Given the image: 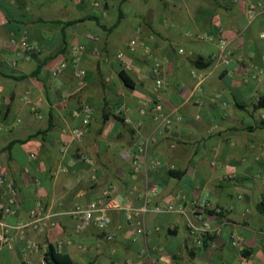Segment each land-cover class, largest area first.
Here are the masks:
<instances>
[{
	"label": "crops",
	"instance_id": "crops-1",
	"mask_svg": "<svg viewBox=\"0 0 264 264\" xmlns=\"http://www.w3.org/2000/svg\"><path fill=\"white\" fill-rule=\"evenodd\" d=\"M94 2L0 0V171L13 183L19 205L15 216L0 219L10 226L28 222L41 204L56 223L42 232L27 229L25 238L13 232L12 248L0 243V264H28V239L52 245L73 264H264V82L243 78L264 69V16L250 24L235 0ZM136 39L149 54L141 46L129 50ZM220 40L233 52L229 65L212 59ZM24 41L40 52L28 57ZM74 46L84 47L78 67L72 65ZM153 58L162 63L161 88ZM62 62L66 70L54 76ZM79 69L86 71L82 79ZM194 72L207 75L200 92ZM27 92L42 118L32 102L22 101ZM84 105L94 111L90 130L62 154L64 131L82 125L76 112ZM156 105L173 118L171 126H161ZM109 187L117 201L149 211L129 221L125 209L112 210L107 229L93 225L76 234L69 212ZM8 193L0 185V200ZM199 199L212 211L224 210L205 217L221 231L199 245L187 216L154 211ZM109 234L112 241L105 239ZM235 237L243 240L244 253L233 246ZM41 257L32 253L31 264H42ZM45 264L52 263L45 257Z\"/></svg>",
	"mask_w": 264,
	"mask_h": 264
},
{
	"label": "built area",
	"instance_id": "built-area-1",
	"mask_svg": "<svg viewBox=\"0 0 264 264\" xmlns=\"http://www.w3.org/2000/svg\"><path fill=\"white\" fill-rule=\"evenodd\" d=\"M236 2L242 3L245 7V13L248 18V22L251 24L253 21L258 19L259 17L264 16V0H235ZM95 5L100 6L102 0H95ZM90 39H96V37L92 34L87 35ZM261 39L264 40V31H262L259 35ZM200 40H207L209 37L207 35H199ZM25 51L28 53V57L31 54L40 52V48L35 43H29L24 41L22 43ZM219 51L215 54L212 59L217 61L218 63H222L224 65H229L233 58V52L229 48V43L226 40H220L219 43ZM143 47L146 53H150V49L148 46L144 45L138 39L133 40L129 43V50L131 52H136L138 47ZM84 52L83 46H74L71 48V57H72V65L74 67H78L82 53ZM179 52L181 54L185 53L184 49H180ZM119 60H124L125 53L120 52L117 55ZM68 64L66 62H62L59 64L54 70L53 75L59 76L66 70ZM162 69V63L159 59L153 58V73L156 76L155 83L156 88H161L163 86V80L160 77ZM86 74V71L83 69H79L76 72V77L82 79ZM193 76L198 79V92L201 90V84L206 80L207 75L205 74H197L193 73ZM244 81L245 83H249L254 80L257 82H264V69H255L251 72L246 71L244 73ZM261 97L258 96L256 100L261 101ZM23 102L30 103L32 102L30 98V92H27L23 98ZM40 105L38 102H32L31 110L37 115L39 118H42L39 112ZM162 112V106L156 105L154 108L155 115H158L157 119H160L161 126L169 127L173 124V118L168 115H164ZM76 115L82 117V125L77 128H72L69 130H65L64 134L67 136L66 140H64L61 146L62 154L68 153L70 148L73 145L79 144L87 133L90 130V125L93 120L94 111L90 105H84L83 108L76 112ZM177 121L181 120V117L176 118ZM129 122V120H127ZM3 130L2 124H0V131ZM154 137L147 139V142L153 141ZM32 158H35V155H32ZM82 159H86L87 156L85 154L81 155ZM139 156L135 161L136 167L139 165ZM64 170V169H63ZM0 185L6 186L8 188V197L5 200H0V217L3 218L5 216H15L18 213V199L16 197V192L14 189L13 183L8 179L5 172L0 171ZM152 191L156 192L157 187L153 186ZM113 187H109L105 189L102 193V196L94 201L87 203L86 205H78L74 207L69 214L73 216L76 221L75 233L78 235L83 234L85 231L90 229L93 225L97 226L101 230L107 229L112 224V210H121L125 209L127 211V220L133 221L135 217L141 216L149 211L146 206L137 208L130 205H125L123 199L117 201L114 196ZM154 211L157 213L163 212H174L177 211L185 216H187L188 227L190 233L196 237L197 244L202 243V239L205 236H211L215 234H219L221 229L220 227L213 229L209 222L205 220V217L209 215L210 212L214 213L215 216H220L224 214V210L222 208H216L213 211L210 209V204L206 199H199L198 201L191 202L187 206L181 205L179 208L174 206L173 204L168 205H158L154 207ZM190 213V214H189ZM50 216L45 213V208L43 205L38 204L36 208L31 212V220L25 223H19L15 226H10L5 223H2L0 219V225L2 226V231L0 233V243L3 246H8L12 248L14 243L13 232H17L21 238H25L27 229L33 228L38 232L45 231L46 229H51L56 227V223L49 221ZM123 228L122 225H118L117 229L121 230ZM105 239L107 241H112L114 236L112 234L106 235ZM232 244L236 247L241 253L246 251V246L242 239L235 237L232 240ZM44 246V247H43ZM47 249V245L39 244L36 241L28 239L26 241L25 247L23 248V257L26 259L28 264H31L30 255L32 253H41V262L45 264V251L42 252L43 249ZM61 249V246H60Z\"/></svg>",
	"mask_w": 264,
	"mask_h": 264
},
{
	"label": "trees",
	"instance_id": "trees-1",
	"mask_svg": "<svg viewBox=\"0 0 264 264\" xmlns=\"http://www.w3.org/2000/svg\"><path fill=\"white\" fill-rule=\"evenodd\" d=\"M74 22H68L67 25H71ZM198 65H203L201 62H197ZM122 78L126 82V84L131 85V83L128 81V79L122 74ZM260 106H264V101H262ZM46 260H48L52 264H73L72 260L67 255H62L61 253L57 252L56 249L50 245L48 248V251L46 253Z\"/></svg>",
	"mask_w": 264,
	"mask_h": 264
}]
</instances>
